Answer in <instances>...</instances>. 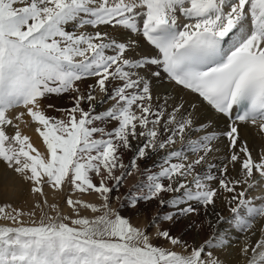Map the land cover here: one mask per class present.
Returning <instances> with one entry per match:
<instances>
[{
	"label": "snow or ice",
	"instance_id": "6c2138e0",
	"mask_svg": "<svg viewBox=\"0 0 264 264\" xmlns=\"http://www.w3.org/2000/svg\"><path fill=\"white\" fill-rule=\"evenodd\" d=\"M141 47L146 54L128 55ZM154 81L179 95L165 90L154 98ZM68 93H75L72 107L49 115L45 101ZM25 114L43 154L19 130ZM212 115L228 121L219 166L208 159L218 151L219 137L206 126ZM238 123L264 136V0H0V164L34 194L43 197L45 186L64 193L72 213L47 215L45 199L35 205L37 221L34 211L0 204L7 222L0 224V264H221L213 250L234 238L222 224L246 233L245 264H264V238L251 239L264 195H248L264 186V154L252 156ZM134 174L143 180L121 192ZM69 193L95 194L100 205ZM222 193L229 217L216 211ZM150 202L169 211L133 226L127 214ZM81 209L100 214L81 216ZM201 212L208 231L199 244L172 234L186 221L199 235L204 225L192 217ZM153 236L174 247L154 244Z\"/></svg>",
	"mask_w": 264,
	"mask_h": 264
},
{
	"label": "bare ground",
	"instance_id": "6f19581e",
	"mask_svg": "<svg viewBox=\"0 0 264 264\" xmlns=\"http://www.w3.org/2000/svg\"><path fill=\"white\" fill-rule=\"evenodd\" d=\"M68 28H69V30H73V26L72 25H69ZM102 28L103 29H101V31H103V32H108V31L113 32L114 31L113 34H114V36L116 35L115 38L123 39V37L121 36L120 32H118V30H113L110 27H102ZM90 31H91V29H90ZM147 51L148 50H147L146 47H141L137 53H133V52L130 51L128 53V55L130 57H133V56H136V55L146 54ZM142 74H144V73H142ZM90 81H91V79L88 80V83H91ZM81 87H83V85ZM165 90H167V96L168 97L178 96L179 95L178 92H175V91L172 90L171 85H169L167 83H164V84L160 85V84H158L155 81L153 82L152 93H153V97L154 98L156 97V95L158 93L159 94L164 93ZM73 95H75V93L64 94L62 97L61 96L60 97L55 96V97H53L54 101L45 102V106L48 103H51L54 106L53 108H51L52 110H51V113L49 115H51V116L58 115L56 109H67V108L72 107V99H71V97ZM95 95L97 96L98 100L101 99V94L99 93L98 90L95 93ZM162 98H164V97H162ZM185 98L187 99L188 97L186 96ZM156 102L157 101L154 99L153 103L155 104ZM107 106H108L107 104L98 105L97 106V111L102 110V108H106ZM85 107H87V105H85ZM21 111H23V109H16L15 110L16 113H19ZM10 112H11V110H10ZM202 119H203V117H202ZM208 119H210V125H206L208 127V132L219 134V136H218L219 138L216 140V142H214V146H215L216 149H218V151H213L210 154L208 159H209V162L215 163V164H217L219 166L221 164V161L224 159V157L227 155V152H228V149L226 147L227 141L224 139L223 136L220 135L224 131L227 130L228 124L225 123V120L222 117H216V116L212 115ZM18 123L20 124V129L19 130L21 131V133L23 135H27L30 138V142L33 144V146L39 152H41L42 154L45 153L46 152V148L43 145L42 139L36 133L35 125L31 123L30 118L27 117V115L25 114V116L22 118V120L20 122H18ZM238 131H239V136H240L241 142L243 143L244 141H246L247 142V146L249 147L250 150L256 148V146H258L259 141L264 139V136H262L259 133L258 128L254 127V126H252L250 124L238 123ZM8 132H9V134H13V129L9 128ZM198 135H200V134L199 133H195V132L191 133V137L192 138H195ZM180 147H181V143H180L179 140H177L175 148L178 149ZM190 155H191V153H189V156ZM155 159H156V157H153V160H155ZM149 163H151V161ZM239 167H240L239 165H236L235 169H231L230 168L229 169V175L231 177L237 176V174L239 173ZM136 175H138V176H137V179H135L134 185L137 184V183H140L143 180V177H141L139 174H136ZM257 181H261V178L259 180H257ZM125 182H127V181L125 180ZM126 184H129V183H126ZM261 184L264 185V181H261ZM126 187H127V185H126ZM128 190H129V188H121L120 189L121 192H126ZM43 191L45 193L43 198H45L48 203H51L52 199L53 198L55 199V197H56V196L53 197V190L50 189V187L45 186ZM23 193H25L27 195H25ZM225 195H227V194L222 193L221 197L217 200V202H216V211L221 213L224 217H229L230 216L229 206L224 203V199H223V197ZM248 195H249V197H259V196L264 195V186L258 187V188L254 189V190H249ZM16 196H18V198L19 197H24V201H26V202L32 201V197H33L32 194H31V191H30V186L29 185L28 186L27 185L24 186V184H23V182L21 180V177L19 175H17L16 173L12 172L9 169H7L4 165L0 164V199H2L3 201H6V202H8V201L12 202L15 199ZM82 196H84V195H82ZM87 197H89V196H87ZM97 197L96 196L95 197H90L88 199L85 198L84 200L85 201H87V200L95 201L93 199H97ZM18 198H17V200H18ZM56 199H58V198H56ZM61 208H62V206H61ZM159 209H161V208L160 207H155L154 209L149 210L150 214H154ZM63 210L65 211L64 208H63ZM150 214L146 210L145 211H139V209H137L136 211H133L131 213V216H133V221L137 222L136 225H142L143 222H144V220L142 218L146 217L147 221H149L150 218L152 217ZM209 217L211 218V220L213 222L216 219L215 215L212 214L211 212L209 213ZM192 219L193 220H199L204 225L203 230L200 231L199 235H197L196 231H194V233H193L194 238L192 237V240L195 242V244H199L201 242V240L203 238H205V235H206V233L208 231V220L205 217L203 212H201L199 216L192 217ZM220 229L221 230H228V232L230 233L231 237H234V238L231 239V243L228 246H226V248L213 250L214 255H216L220 259L221 264H245L244 257L242 256L241 251L238 249V247L243 244L244 236L246 235V233L237 232L234 228L229 229L228 224L220 225ZM153 231L155 232V229ZM252 232L254 233V235L251 236V239H252L253 242H255L258 239L264 238V237H262V233H264V218H256V220L253 222ZM188 238H190V237H188ZM237 240H240V241L237 242Z\"/></svg>",
	"mask_w": 264,
	"mask_h": 264
},
{
	"label": "rangeland",
	"instance_id": "374dc122",
	"mask_svg": "<svg viewBox=\"0 0 264 264\" xmlns=\"http://www.w3.org/2000/svg\"><path fill=\"white\" fill-rule=\"evenodd\" d=\"M91 29V28H90ZM90 29L88 28L87 29V31H89V32H91V31H93L92 29H91V31H90ZM101 29H103V28H100V31H101ZM119 32V31H118ZM108 33H109V35H111V36H113V37H115L114 36V31L113 32H111V31H108ZM118 37V36H117ZM91 83H94V81H90ZM53 97H55V96H53ZM53 97H50L48 100H46L45 102H50V101H54V98ZM57 97H60V96H57ZM62 97V96H61ZM18 109H22V108H18ZM45 110L47 111V113L48 114H50L51 113V108L49 109V108H47L46 106H45ZM57 113H58V115H56V116H61L62 115V113H60V112H58L57 111ZM109 127H111V125H109ZM260 146V147H259ZM257 149V150H256ZM251 153L253 154L252 156L255 158V159H257L258 160V158L262 155V154H264V139H262L261 141H259V143H258V146H256V148H254V149H252L251 150ZM256 155V156H255ZM258 156V157H257ZM189 157H191V155L189 156ZM257 157V158H256ZM192 158V157H191ZM137 176L138 175H136V174H134V175H132V176H129V177H127L125 180L127 181V182H124V185H123V187L122 188H131L133 185H134V182H135V179H137ZM134 179V180H133ZM260 179V178H259ZM258 179V180H259ZM21 180H22V182H23V184H24V186H30V191H31V185H30V183L29 182H24L23 181V179L21 178ZM257 181V180H256ZM126 183H129V184H126ZM126 185H127V187H126ZM62 192H57V191H54L53 190V197H55V199L53 198L52 199V201H51V203H48L47 202V205L48 206H45V207H43V212L44 213H46L47 215H56L57 214V212H59L61 215H72V213L70 212V209L68 208V206H67V204H66V198H65V195H64V193H62ZM23 194H25V193H23ZM31 194H32V201H29V202H26V201H24V197H19L18 198V196H16L15 197V199L11 202H9L10 204H11V206L12 207H15V208H17V209H20V210H22V211H25V212H32V211H34L35 212V217H34V219H36L37 221L40 219V217H41V209L40 208H36L35 207V205L38 203V202H42V201H44L45 200V198H43L42 196H40L39 194H34L32 191H31ZM25 195H27V194H25ZM69 195H72V197H73V199H81V200H83V201H85L84 199L85 198H90V197H95L96 195L95 194H83L84 196H82V195H80V194H78V193H75V194H73V193H69ZM79 196V197H78ZM82 196V197H81ZM87 196H89V197H87ZM42 197V198H41ZM97 197V196H96ZM17 198H18V200H17ZM56 198H58V199H56ZM34 199V200H33ZM86 199V200H87ZM17 200V201H16ZM58 200V201H57ZM93 200H95V201H89V200H87V201H85V202H89V203H93V204H96L97 206H99L100 205V199L97 197V199H93ZM19 201V202H18ZM97 201V202H96ZM6 201H3L2 199H0V204H3V203H5ZM15 202V203H14ZM17 202V203H16ZM115 203V204H114ZM64 204V205H63ZM118 203H117V201L114 199V200H112V203H111V207L112 208H114V209H116V208H118V205H117ZM52 205H56L57 206V208H56V210L54 211V210H52L51 209V207L50 206H52ZM61 206H62V208H61ZM142 206V207H141ZM140 206V208H138L139 209V211H148V213L150 214V211L149 210H152V209H154L155 207H159V205H158V203L157 202H150V203H147V204H142ZM63 208L65 209V211L63 210ZM137 210V209H136ZM135 210V211H136ZM167 211H169V209H167V208H163V209H159V210H157L154 214H150L152 217L153 216H155L158 212L159 213H165V212H167ZM152 212V211H151ZM131 213L132 212H130V213H128L127 215L129 216V218H130V222L131 223H133L132 225H134V226H136V227H141V228H143L145 225H147L148 223H149V221H147V219H146V217L145 218H142L143 220H144V222H143V224L142 225H136V223L137 222H135V221H133V216H131ZM100 213H92L90 210H88V209H81L80 210V215L81 216H86V217H89V218H92L94 215H99ZM141 214V213H140ZM24 219H25V221H28L30 218L29 217H24ZM141 219V218H140ZM65 222H67V221H65ZM4 223H7L6 221H4V220H0V224H4ZM186 221H181L180 223H178V224H176L175 226H173L172 227V234L174 235V236H176V237H179V238H181L183 241H186L189 245H193V244H195V242L192 240V237L194 238V236H193V233H194V230H191L189 227H187L186 226ZM166 227H167V225H165ZM155 228L154 227H150V228H148V233L150 234V235H153V233H154V230ZM186 232V233H185ZM188 233V234H187ZM188 237H190V238H188ZM155 237L153 236V243L154 244H159V245H161V246H163V247H165V248H173L174 246H172L170 243H168V242H166V241H164V240H156V239H154ZM158 241V242H157ZM240 240H237V242H239ZM242 246V245H241ZM241 246H239L238 247V249L240 250L241 249ZM174 250H176L177 252H179V251H181V249H180V247L179 246H176L175 247V249Z\"/></svg>",
	"mask_w": 264,
	"mask_h": 264
}]
</instances>
